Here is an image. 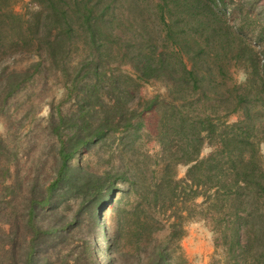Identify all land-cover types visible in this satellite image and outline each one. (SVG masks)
Here are the masks:
<instances>
[{"label": "trees", "instance_id": "trees-1", "mask_svg": "<svg viewBox=\"0 0 264 264\" xmlns=\"http://www.w3.org/2000/svg\"><path fill=\"white\" fill-rule=\"evenodd\" d=\"M31 1L35 9L20 13L0 0V264H49L83 219L104 227L100 209L113 201L116 264H177L174 244L190 219L209 226L220 264H264V47L228 23L229 0ZM25 57L24 68L8 67ZM235 67L246 75L240 83ZM48 79L64 98L49 103L40 126L34 91L23 90ZM151 80L165 92L140 97V81ZM234 112L239 120L227 123ZM22 131L31 139L23 160L7 143ZM38 132L49 144L36 148ZM111 136L121 165L99 173L71 163ZM144 136L157 152H139ZM153 156V165H140ZM160 230L167 233L157 237ZM84 243L73 264H98Z\"/></svg>", "mask_w": 264, "mask_h": 264}, {"label": "rangeland", "instance_id": "rangeland-1", "mask_svg": "<svg viewBox=\"0 0 264 264\" xmlns=\"http://www.w3.org/2000/svg\"><path fill=\"white\" fill-rule=\"evenodd\" d=\"M13 8L15 11L20 13H26L35 9V4L31 0H13ZM225 16L228 20V23L233 26H240L242 29L243 37L246 39V42L254 47L256 50H260L264 47V0H229L225 6ZM30 61V58H19L14 61H7L9 68L22 69ZM121 70L126 73H131L128 66H122ZM233 71V77L237 82H242L246 79V75L242 67H235L231 69ZM39 84V85H38ZM57 82L49 80L41 85L40 82L36 84H31L27 86V91L24 92L30 93L34 91V94L31 97V100L34 103L36 108V114L34 121L43 126L47 118L48 112L50 111L49 103L56 105L64 98V90L59 86ZM42 90V91H41ZM41 91V92H40ZM165 92V88L159 81L151 80L148 82L140 81L138 86V95L142 98H149L155 94H162ZM40 93V94H38ZM16 100L21 103V106L27 107L29 105V100L25 103L23 101V96H17ZM69 107V102L65 101L60 103V109L63 111ZM240 118V114L237 112L230 113L225 117L227 123L237 122ZM146 129L152 121L150 115H145ZM25 127V126H24ZM4 131V124L0 121V133ZM17 134V135H16ZM35 141L38 143L36 148H40L41 145L47 144V137L44 133H36ZM112 137V136H111ZM46 139V141H45ZM31 140L28 138V134L24 131L17 132L15 135L7 138V143L9 145H17L18 157L23 160V152L27 151L25 147L27 142ZM125 142L132 140V136H126L124 139ZM16 141V143H15ZM111 142H106L102 144H97L92 146L88 150L79 151L72 159V164H81L84 168L94 171L102 172L105 169L110 168L112 165H121L122 159L120 156V150L118 149L117 140ZM124 142V143H125ZM138 140H136V143ZM135 143V144H136ZM139 152L145 151L147 155H152L153 153L159 150L158 144L147 136H144L140 140ZM49 144V143H48ZM26 148V149H25ZM211 148L205 146L201 155L205 156L210 152ZM261 154L264 156V143L260 146ZM30 154L35 155V152H30ZM39 155V154H38ZM37 155V156H38ZM129 155V154H127ZM128 159V157H127ZM126 160V159H125ZM155 157L153 156L150 161L140 163V165H153ZM24 164V163H21ZM27 165V164H24ZM124 165H128L127 160ZM177 177L182 178L186 172V166L179 164L177 167ZM126 184H121L120 191L117 192L114 199L122 196ZM202 200L201 197L196 199V202L199 203ZM114 206V201L108 207H102L99 214L102 215L106 225L100 227L99 222H95L93 225L94 230L89 228V223L86 219H83L78 232L73 233L70 240H68L67 245L63 247L62 254L59 258H52L49 264H60L61 261L69 259L66 261V264H73L74 258L81 254V257L86 255L84 239L88 241L93 239L92 232H96V241L94 244L89 243V248L92 254L95 255V260L98 264H116L112 261L113 251L111 248L112 237L114 236V229L116 223L111 219L112 208ZM104 225V224H103ZM106 227V229H105ZM2 229L7 230L8 226H2ZM90 229V230H89ZM167 233V230H160L156 233L157 237H162ZM175 254H181V258L174 260V263L177 264H220L221 250L216 249L213 242V233L205 221L200 219H190L184 224V234L175 242ZM123 250H127L125 246H122ZM113 253V254H112ZM116 256V254H114ZM118 258V255L116 256ZM117 261V259H116ZM119 261V260H118ZM117 261V262H118Z\"/></svg>", "mask_w": 264, "mask_h": 264}]
</instances>
